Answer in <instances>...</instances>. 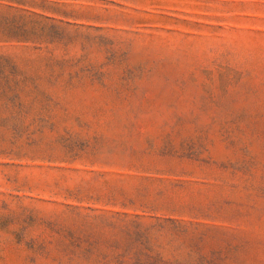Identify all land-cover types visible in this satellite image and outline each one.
I'll return each instance as SVG.
<instances>
[{
	"label": "rangeland",
	"instance_id": "obj_1",
	"mask_svg": "<svg viewBox=\"0 0 264 264\" xmlns=\"http://www.w3.org/2000/svg\"><path fill=\"white\" fill-rule=\"evenodd\" d=\"M0 264H264V0H0Z\"/></svg>",
	"mask_w": 264,
	"mask_h": 264
}]
</instances>
